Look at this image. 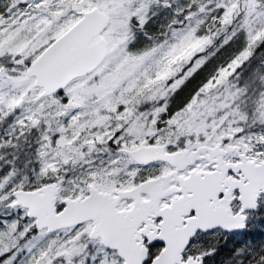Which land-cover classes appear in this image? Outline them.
Instances as JSON below:
<instances>
[{
  "label": "snow or ice",
  "instance_id": "snow-or-ice-1",
  "mask_svg": "<svg viewBox=\"0 0 264 264\" xmlns=\"http://www.w3.org/2000/svg\"><path fill=\"white\" fill-rule=\"evenodd\" d=\"M0 264H264V0H0Z\"/></svg>",
  "mask_w": 264,
  "mask_h": 264
}]
</instances>
